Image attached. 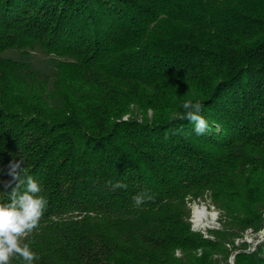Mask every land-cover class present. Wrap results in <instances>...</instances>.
Listing matches in <instances>:
<instances>
[{"label":"trees","instance_id":"obj_1","mask_svg":"<svg viewBox=\"0 0 264 264\" xmlns=\"http://www.w3.org/2000/svg\"><path fill=\"white\" fill-rule=\"evenodd\" d=\"M186 100L210 131L171 119ZM13 159L47 201L33 264H264L243 238L264 225V0H0V202ZM204 190L218 224L192 228Z\"/></svg>","mask_w":264,"mask_h":264},{"label":"clouds","instance_id":"obj_2","mask_svg":"<svg viewBox=\"0 0 264 264\" xmlns=\"http://www.w3.org/2000/svg\"><path fill=\"white\" fill-rule=\"evenodd\" d=\"M183 115H174L171 119H187L194 124L197 135L210 131L208 121L201 115L204 105L200 101L186 100L182 104ZM8 180L3 182L7 192L6 202H0V264H10L13 257H19L24 264H33L38 255L32 251L28 243L22 240L28 237L39 225L45 211L47 201L39 195L41 187L28 175L22 159H13L7 166ZM113 191L126 189L122 181H108ZM136 207L152 199L149 192H141L133 196Z\"/></svg>","mask_w":264,"mask_h":264},{"label":"rangeland","instance_id":"obj_3","mask_svg":"<svg viewBox=\"0 0 264 264\" xmlns=\"http://www.w3.org/2000/svg\"><path fill=\"white\" fill-rule=\"evenodd\" d=\"M6 55L12 56V57H16L15 55H19V51L17 49H11L10 51H6L5 52ZM25 59L36 69H38L39 71H51L53 66H52V62L55 61V59L57 58V56H54L52 54H45L42 51H40L39 49H31L28 50L25 53ZM140 85V84H138ZM132 115L136 116L138 119L140 118V115L142 114L141 111H139L138 109H133L132 110ZM129 113H123L121 115V119L126 118V116H128ZM142 116L144 118L151 119L153 117L152 114V110L150 109H146L145 112L142 114ZM208 191L204 190L202 195H196L194 197L187 195L186 197L188 198L186 205L188 206V221L190 224V227L192 228H199V229H203L204 227H216L218 224V213H219V209L217 208V206L215 205V203H213L210 198L207 195ZM203 207L206 211H208L209 213H213L212 217L209 215L210 214H205V216L201 217L202 219L199 220V222H194L193 220V208L194 207ZM206 218V219H204ZM202 221V222H200ZM204 223V224H203ZM261 229L258 230L257 232L253 233L251 231H249V228H246L243 232V238L245 239L247 245L246 248L247 249H251L254 244L258 241H260L263 237L262 233H261ZM227 261L230 264H233L232 262V254H230L227 258Z\"/></svg>","mask_w":264,"mask_h":264},{"label":"bare ground","instance_id":"obj_4","mask_svg":"<svg viewBox=\"0 0 264 264\" xmlns=\"http://www.w3.org/2000/svg\"><path fill=\"white\" fill-rule=\"evenodd\" d=\"M205 214H210L209 217L213 215V213H209L208 211H206L203 207H194L193 208V220L194 222H199V220H201L203 216H205ZM206 219V218H204ZM203 220V219H202ZM202 222V221H200ZM204 224V223H203Z\"/></svg>","mask_w":264,"mask_h":264},{"label":"water","instance_id":"obj_5","mask_svg":"<svg viewBox=\"0 0 264 264\" xmlns=\"http://www.w3.org/2000/svg\"><path fill=\"white\" fill-rule=\"evenodd\" d=\"M261 230H262L261 233H262V235H263V233H264V225H263V227H262Z\"/></svg>","mask_w":264,"mask_h":264}]
</instances>
